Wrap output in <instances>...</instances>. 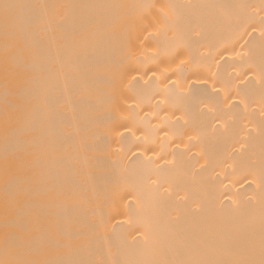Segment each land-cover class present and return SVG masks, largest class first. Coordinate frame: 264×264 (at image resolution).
Returning <instances> with one entry per match:
<instances>
[{"label":"bare ground","instance_id":"obj_1","mask_svg":"<svg viewBox=\"0 0 264 264\" xmlns=\"http://www.w3.org/2000/svg\"><path fill=\"white\" fill-rule=\"evenodd\" d=\"M264 253V0H0V262Z\"/></svg>","mask_w":264,"mask_h":264},{"label":"snow or ice","instance_id":"obj_2","mask_svg":"<svg viewBox=\"0 0 264 264\" xmlns=\"http://www.w3.org/2000/svg\"><path fill=\"white\" fill-rule=\"evenodd\" d=\"M0 264H24V262H20V261H9V262H0ZM243 264H264V253H262V258L259 260V262H256V261H246V262H243Z\"/></svg>","mask_w":264,"mask_h":264}]
</instances>
